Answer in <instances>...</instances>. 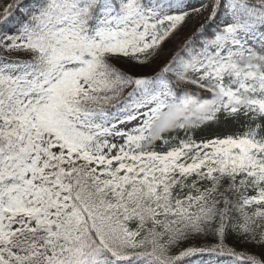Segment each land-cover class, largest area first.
Wrapping results in <instances>:
<instances>
[{"label": "snow or ice", "instance_id": "1", "mask_svg": "<svg viewBox=\"0 0 264 264\" xmlns=\"http://www.w3.org/2000/svg\"><path fill=\"white\" fill-rule=\"evenodd\" d=\"M0 264H264V0H0Z\"/></svg>", "mask_w": 264, "mask_h": 264}, {"label": "clouds", "instance_id": "2", "mask_svg": "<svg viewBox=\"0 0 264 264\" xmlns=\"http://www.w3.org/2000/svg\"><path fill=\"white\" fill-rule=\"evenodd\" d=\"M242 64H249L254 63V57L253 59H249L245 57L242 61ZM191 65L186 64L185 65V71H188L190 69ZM219 96L217 95L216 99L209 100L205 102H196L193 103L191 101H185L182 106L173 107L168 112H166L161 120L157 122L153 126L152 130V141L149 142L146 147L151 146V143H154L156 140L160 138L162 134H167L170 131L174 130L180 122H185L186 124L189 123L185 120V117L187 116L188 112L191 111L195 117L201 118L205 115H208L212 112L214 105L219 103ZM201 122L199 119L193 121L192 123H199Z\"/></svg>", "mask_w": 264, "mask_h": 264}, {"label": "rangeland", "instance_id": "3", "mask_svg": "<svg viewBox=\"0 0 264 264\" xmlns=\"http://www.w3.org/2000/svg\"><path fill=\"white\" fill-rule=\"evenodd\" d=\"M235 130H236V129H235L234 127L229 126V127L226 128V129H222V130L220 131L219 134L222 136V135H224L225 132L231 133V132H233V131H235Z\"/></svg>", "mask_w": 264, "mask_h": 264}, {"label": "trees", "instance_id": "4", "mask_svg": "<svg viewBox=\"0 0 264 264\" xmlns=\"http://www.w3.org/2000/svg\"><path fill=\"white\" fill-rule=\"evenodd\" d=\"M189 33H187V32H185V33H183V35H188ZM177 44H178V42H177ZM177 45H173V48H175Z\"/></svg>", "mask_w": 264, "mask_h": 264}]
</instances>
